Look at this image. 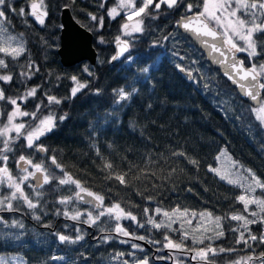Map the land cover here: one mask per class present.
<instances>
[{"label": "trees", "instance_id": "1", "mask_svg": "<svg viewBox=\"0 0 264 264\" xmlns=\"http://www.w3.org/2000/svg\"><path fill=\"white\" fill-rule=\"evenodd\" d=\"M207 2L147 6L142 30L129 38L131 55L145 67L166 53L149 80L138 81L118 121L94 138L96 115L111 109L116 91L131 84L120 69L123 61L114 62L126 24L125 15L116 14L117 2L0 0L1 37L20 45L15 52L0 43V257L19 254L28 264H43L56 252L80 264H264V215L248 211L233 175L218 174L226 153L261 182L264 199V123L258 108L177 28L182 17L207 18ZM35 3L45 10L43 21L32 13ZM136 4L143 9L142 0ZM65 7L94 34L96 65L62 64ZM256 45L254 60L239 58L261 76L264 103V33ZM15 105L27 114L28 129L51 122L37 142L21 130L4 134ZM24 162L47 176L36 196L30 180L21 183V197L11 186ZM79 187L100 207L79 202ZM117 211L127 217L121 220ZM54 220L56 236L33 228L32 222L52 226ZM84 223L95 233L86 227L77 233L75 224ZM121 224L127 235L118 232Z\"/></svg>", "mask_w": 264, "mask_h": 264}, {"label": "rangeland", "instance_id": "2", "mask_svg": "<svg viewBox=\"0 0 264 264\" xmlns=\"http://www.w3.org/2000/svg\"><path fill=\"white\" fill-rule=\"evenodd\" d=\"M115 1L118 5L115 9L116 14L122 13L125 15L126 19V24L124 27V38H119L118 42H125L126 44H129L131 48L129 55H127L126 59L123 60V65L120 69L128 72L127 77L129 78L131 84L125 88L116 91L117 101L111 109H109L105 113H100L96 115L90 128L91 134L94 138L97 137L100 129L106 128L110 124H115L118 121L121 106L130 104L131 96L134 95L137 91V88L135 87L138 81H148L152 74V71L161 63L166 53H162L158 56L155 63L145 67L140 66L136 55H131L132 45L129 38L132 37L134 34H137V32H139L140 30H142V16L146 11L147 6L150 5L159 9L161 8V6L166 5L167 7L172 8L177 3V0H142L144 6L142 9L137 6V0ZM247 8L248 5H246L245 2L243 3L241 0H208L205 15L209 20L213 21L223 31L224 34H226L228 40H231V38L234 40L232 41L233 45L235 44L237 46V44H241L239 49H241V51L244 52L246 56L248 55L247 57L250 60H254L255 56H257L258 54L256 41L261 35L260 34L256 36V34L258 32H264V28H262V24L259 25V23L256 22L257 20L255 18H251L246 14L240 19L241 23L245 22L244 25L237 24L236 19L238 17H236V13H238L239 10H244ZM230 9L232 11H236L235 18L233 16H230ZM32 13L40 21H43L45 19L46 13L41 3H35L32 5ZM252 20L256 21H253L251 23ZM234 23L238 25L237 29H235L236 25H234ZM231 27L234 28L231 29ZM0 43L4 44L7 47L15 49V52L17 48H20V45H17L15 41L9 43L7 40L1 37V34ZM1 99L2 93L0 89V102ZM256 113L257 117L264 123V103H262V105L258 107ZM26 117L27 114L22 113L19 108L15 105V110L10 116V122L12 124V127L8 128V130L5 131L4 134L7 136L9 133H19L18 131L21 130L20 132L23 134V136L32 143L40 139V137L44 133V126H46L47 123L51 124V122L45 119L42 123H39L37 126H32L31 129H28L29 125L24 122ZM95 150H97V146H95ZM218 174L221 178H226L230 175H233L235 178H231L232 181L239 185L244 192L246 207L249 209L248 211L252 212V215L255 218H261L264 215V199H262L258 194V191L262 189V184L258 179L255 178L252 172H250L249 170L246 171V169L242 171L241 168H237V164L233 162L229 155L223 153L219 158ZM34 175L35 172H29L21 175V177L17 179V181L20 180L19 182H13L15 189L17 190L21 188V183H24L27 180L31 181ZM15 189L13 191L17 195ZM77 191L83 192V189L79 187ZM117 216L121 220L127 217L120 211H117ZM118 232L127 235L125 232H123L122 224L119 227ZM251 262L252 263L250 264H263L257 263L256 261ZM0 264H28V262L25 261L23 257L19 254H6L0 257ZM43 264H80V262L79 260L72 258L70 255L58 254L54 252L53 254H51V257L48 259V261H45ZM142 264L147 263L142 262Z\"/></svg>", "mask_w": 264, "mask_h": 264}, {"label": "water", "instance_id": "3", "mask_svg": "<svg viewBox=\"0 0 264 264\" xmlns=\"http://www.w3.org/2000/svg\"><path fill=\"white\" fill-rule=\"evenodd\" d=\"M61 45L58 51L65 67L88 61L96 65L98 52L94 44V34L83 27L74 17L71 9L65 7L61 14ZM178 29L205 54L211 66L218 70L224 79L237 90L252 107L258 108L263 101L261 76L253 69L246 67L225 41L222 33L214 28L203 15L183 17L177 24ZM130 52L125 42L116 44L114 61L121 62ZM192 78L191 74H188ZM40 177L36 176L34 181ZM78 200L85 204H97L96 198L87 193H80Z\"/></svg>", "mask_w": 264, "mask_h": 264}, {"label": "flooded vegetation", "instance_id": "4", "mask_svg": "<svg viewBox=\"0 0 264 264\" xmlns=\"http://www.w3.org/2000/svg\"><path fill=\"white\" fill-rule=\"evenodd\" d=\"M243 3L245 2L246 5H248V8L247 9H244V10H239L238 13H236V17H238L236 19V22L238 25H244V23H241L240 19L242 18V16H245L248 15L249 17L251 18H255L256 20H252L251 23L253 21H256L260 24H262V28H264V0H241ZM237 3V2H236ZM235 3V5H236ZM243 6V5H242ZM235 12L236 11H232L230 9V16H233L235 18ZM236 23H234V25H236V28L238 27ZM233 25V26H234ZM256 26V25H255ZM234 27H231V29H233ZM261 28V29H262ZM264 32H258L256 34V36L258 35H262ZM234 41L232 38L230 40V42ZM236 45L232 43V47L233 48H236V50L239 52V53H244L241 51L240 46L241 44H237V46L235 47ZM245 54V53H244ZM39 140V139H38ZM38 140L34 141V142H37ZM42 153H44L42 151ZM19 171L21 172V174H26V173H29V172H35V175L34 177L31 179V182L32 184H30L31 188H32V191H33V194L36 196V194L43 188L46 180H47V176L45 174V172L41 169V167H36L34 166L33 164H30V163H20L19 164ZM4 172L2 171L0 173V182H1V177L3 176ZM22 174V175H23ZM36 176L40 177V179L37 180V182L34 181V178H36ZM69 178H67L68 180ZM11 186L15 189L14 187V183L12 182L11 183ZM0 189H1V184H0ZM23 190H24V187L22 186L21 188L19 189H15V191L18 193L19 197H21V195L23 194ZM79 192V191H78ZM70 202V199L66 200L65 201V204H68ZM93 206H97L98 208L100 207L99 205H93ZM32 221V220H31ZM118 222H120L119 220H117ZM54 224L51 225H46V224H42V225H39L38 222H32V224L34 225L33 228H44L46 227L45 229V232L48 233V234H52V236H56V229L58 228V224H57V221L54 220L53 222ZM16 224H19L18 221H16ZM76 226V231L77 233H80L81 231H83V229L86 227V230L88 232H91V235L94 234L95 232L93 231L92 228L90 227H87V225L84 223V226L82 225H77L75 224ZM17 226L14 225L12 228H16ZM18 229H21V228H18ZM92 229V230H91ZM116 229H117V226H116ZM56 233V234H55ZM115 233V232H114Z\"/></svg>", "mask_w": 264, "mask_h": 264}]
</instances>
